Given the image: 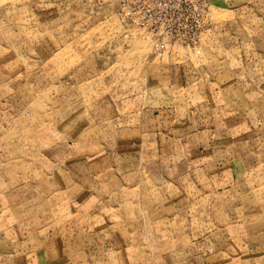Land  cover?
Segmentation results:
<instances>
[{"label": "rangeland", "instance_id": "1", "mask_svg": "<svg viewBox=\"0 0 264 264\" xmlns=\"http://www.w3.org/2000/svg\"><path fill=\"white\" fill-rule=\"evenodd\" d=\"M118 1L0 0V264H119L127 234L131 264H264V0H209L161 53ZM159 152L203 171L164 185Z\"/></svg>", "mask_w": 264, "mask_h": 264}, {"label": "built area", "instance_id": "2", "mask_svg": "<svg viewBox=\"0 0 264 264\" xmlns=\"http://www.w3.org/2000/svg\"><path fill=\"white\" fill-rule=\"evenodd\" d=\"M209 0H119L116 16L125 27L148 32L157 52L194 46L209 26Z\"/></svg>", "mask_w": 264, "mask_h": 264}, {"label": "crops", "instance_id": "3", "mask_svg": "<svg viewBox=\"0 0 264 264\" xmlns=\"http://www.w3.org/2000/svg\"><path fill=\"white\" fill-rule=\"evenodd\" d=\"M169 48H171V47H167L166 48V51L169 49ZM187 139V138H186ZM185 139V140H186ZM145 140H144V137H141V140H140V144H142V145H145L146 146V143L144 142ZM196 142V141H195ZM215 142H213L212 144H210V142L209 141H207V143L204 145V148H203V152H204V154H208L210 151H212V150H214V147H216L215 146ZM173 146H174V150H177V149H179L181 152L180 153H184L183 151L185 150V146L183 145V144H180V142H176V140H175V142L173 143ZM166 148L164 145H162L161 146V148ZM162 156H164V157H162L160 160H159V158H158V156H157V153H155V157L153 158L154 160H155V163H154V165H155V167L157 168V167H160L159 168V170L157 169V175H158V177H159V180L161 181V183L162 184H166L167 186H172L173 185V183H175L176 181H178V180H181L182 178H184V177H191V174L190 173H195V174H197V173H199V172H202L203 171V169H201V168H198L199 167V164L197 163H195V162H190V160L188 159V158H184L185 160H184V163H183V165L184 166H189V167H186V169L187 170H183L182 168H181V166H182V164L181 163H178L179 161H177V160H175L174 162H176V163H174V168H171L170 169V167H168V165H169V162H168V160H166V159H164V158H166L165 156L167 155V154H165V153H162V152H159ZM147 155V153H142L140 156L142 157V160H152V159H150L149 157H147L146 156ZM159 155V154H158ZM156 156H157V158H156ZM119 157V156H118ZM129 157V156H128ZM132 157V156H131ZM158 160H159V166H158ZM203 161H206V160H203ZM91 163V166H92V169H91V171H93V170H96L95 168H96V166L97 165H95V163L92 161V162H90ZM153 165V164H152ZM221 165H222V167L224 168V167H230V165H232V163L229 161V160H225V161H223L222 163H221ZM177 166H179V167H177ZM212 166V165H211ZM206 169L207 168H205V170L204 171H206ZM212 169H213V167H212ZM164 172H163V171ZM148 171L149 170H146V172L148 173ZM162 171V173H160ZM212 171H214V170H212ZM216 171V170H215ZM222 171H224L223 169H222ZM166 176V177H164V176ZM237 177V176H236ZM114 179V178H113ZM210 180V179H209ZM113 181V180H112ZM130 181H132V179L130 180ZM205 182L207 183V184H209V181H207L206 179H205ZM211 182H213L212 180H211ZM214 182H217V181H214ZM213 182V183H214ZM126 183V182H125ZM234 183H237V180L236 179H234L233 180V184ZM108 185H110V184H108ZM108 185H101V186H103V187H106V188H110ZM128 185V184H127ZM94 186V185H93ZM118 189H122V187H123V184L122 183H117L116 185H115ZM109 190V189H108ZM125 191V190H124ZM118 197H116V199H117ZM121 199V198H120ZM119 201V200H118ZM68 206L67 205H62V206H60L59 208H57L56 210H54L52 207V209H50L51 210V213H50V215H51V217H52V221L53 220H55L56 219V221L57 222H60V223H63L66 219V217L67 216H70V215H73V214H71L70 213V211L68 210V208H67ZM4 211H1V212H3L2 214H1V212H0V225L2 224V222H5V221H7V222H9L12 218L10 217H7L6 216V214L8 215V209L7 208H2ZM5 209H7V210H5ZM65 209H67V212H65ZM4 219H5V221H4ZM55 222V221H54ZM106 222H104V224H105ZM102 224L103 223H99V226L101 227L102 226ZM258 225V224H257ZM259 226H260V224H259ZM259 226H257V227H259ZM96 227H97V225H95V227H93V229H96ZM110 229V228H109ZM130 229H132V228H130ZM110 231V232H109ZM111 230H108L107 232H102V233H104L103 234V238L101 239V238H99L98 239V241H99V243L100 244H102V245H105L106 243H105V240H107V238H110L111 237ZM125 234V233H124ZM118 239H122V238H118ZM117 239V240H118ZM126 239V240H125ZM125 239H122V240H124V241H126V242H119V243H117V240H115L116 242L115 243H111V242H109L108 243V245H107V249L109 250L108 252H109V254H111V255H115V253H117V251H115V250H119L120 251V254H122L121 255V258H122V260L120 261L119 260V264H131V261H129V258L131 257V254H132V251H136V246H137V240H135L134 238H133V236H131L130 235V237H129V234H127V235H125ZM260 240V243L262 244V247L264 246V243H263V240L262 239H259ZM95 246V248H93V250H92V252L90 251V253H89V256H91V257H97V256H100L101 254H102V248H101V246H97V245H94ZM262 247H256L255 245L254 246H252L251 248H250V250H252V249H256V254H253V255H258L259 256V258H262V257H264V247L262 248ZM70 247H68V249H69ZM250 250H248V251H250ZM68 252L67 253H69L66 257L67 258H69V257H71L70 256V253H71V251L70 250H67ZM258 252V253H257ZM248 254H249V252H248ZM67 258H65V261H66V263L65 264H70V262H69V259H67ZM68 261V262H67ZM17 264H19V263H17ZM73 264V263H72ZM117 264H118V261H117Z\"/></svg>", "mask_w": 264, "mask_h": 264}]
</instances>
